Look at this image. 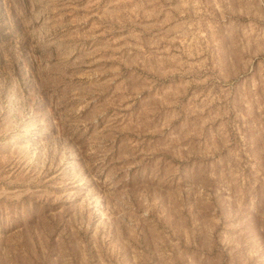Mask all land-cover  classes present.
Returning <instances> with one entry per match:
<instances>
[{"label": "rangeland", "instance_id": "obj_1", "mask_svg": "<svg viewBox=\"0 0 264 264\" xmlns=\"http://www.w3.org/2000/svg\"><path fill=\"white\" fill-rule=\"evenodd\" d=\"M0 264H264V0H0Z\"/></svg>", "mask_w": 264, "mask_h": 264}]
</instances>
